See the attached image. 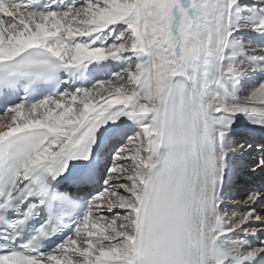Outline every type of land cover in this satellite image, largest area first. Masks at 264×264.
Here are the masks:
<instances>
[{"label":"bare ground","instance_id":"bare-ground-1","mask_svg":"<svg viewBox=\"0 0 264 264\" xmlns=\"http://www.w3.org/2000/svg\"><path fill=\"white\" fill-rule=\"evenodd\" d=\"M34 1L18 0L16 3H9V6L8 3H0V19L4 20L7 31L2 39L4 47H0V56L12 57L32 46L49 49L55 57L75 64L70 78L71 87L57 97L42 100L28 107L14 106L12 110L1 115L0 140L8 135H14L31 128L49 131L48 140L28 163L30 167L32 163L47 161L58 155L66 142L85 126L92 115L123 105L125 112L122 120L100 139L96 147L103 144L101 151L102 153L106 151L111 141L118 140V135L127 129V120L134 113L138 122L149 117L150 120H148L151 124L148 129L150 135L155 139L152 156L154 159L152 162L155 165L159 161L158 148L168 139V130L173 124L171 105L175 94L178 91L184 93L187 88H190L192 118L193 121H196V131L200 139L204 166V264H220V262L235 264L231 261L224 262L223 258L212 253L209 247L216 233H221V229L215 226V221H217V214L213 212L216 206L214 205L216 203L215 193L218 190L219 181V188L222 185L223 178H220V174L223 176L229 170L228 166L224 167L222 173L220 170L222 158L215 126L216 123L222 126L226 122L238 123L239 121L232 117V119L229 117L222 119L223 116L211 117L210 111L216 110L214 106L217 105L222 109L233 111L239 109L236 106L227 108L229 106L226 104L231 99L225 100L226 97L225 99L222 97L224 96L222 94L226 92L223 93L225 87L222 88L223 85H219L220 83H214L218 67L217 58L223 48L222 59L225 67L221 70V75L226 83H232L235 73L244 70L246 62L252 63L255 70L264 67V60L256 61V57L259 55H256L255 59L251 56L256 53L254 49L258 45V40L264 37V0H191V2L190 0H61V4L63 2L64 4L60 8L62 6L64 8L52 11H48V9L34 11L31 5ZM55 1L52 0V2ZM79 4L81 6L76 11L66 12L71 11L75 5ZM11 5L15 7L12 9ZM49 5L47 4L46 8ZM237 5L242 7L253 5L255 13L246 22L238 20L232 15L235 14ZM15 8L21 11L17 12ZM224 10L225 14H229L228 21L225 20ZM24 13L27 16L43 13L45 14L44 22L36 27L26 21ZM172 13L175 20L179 21L177 31L169 21ZM72 16L74 20L71 18ZM89 16L97 24L94 34L97 35L100 32L102 35L95 44L87 42L88 39L87 41H78L77 38L71 40L72 37L61 41L59 36L53 32L57 26L62 25L67 17L77 26L80 21L90 19ZM46 23L50 25L47 27ZM246 32L252 33V39L245 37ZM137 33L138 36H135ZM115 34H119V38L128 36L127 40L121 45V50L113 49L106 54L101 44L105 41L108 43L115 37ZM88 35L93 36L91 32ZM243 35L244 39H235ZM176 44L177 51L174 50ZM230 54H233L234 58ZM127 61L131 66L129 82L112 80L108 87L100 85L94 91L79 95L76 100L78 104L74 102L72 96L63 99V96L69 91H73L74 96L78 94V91L86 89L88 72H92L95 76L101 73L99 78L102 79L104 72L112 65L118 64V67H121V64ZM217 95L219 97L221 95L222 98ZM256 95L258 96L256 101H253V104L256 105L252 109L253 115L244 116L248 121V126L245 129L248 134L254 133L263 138L260 144L256 145L257 147L253 146V148L261 150L264 148V110H262L264 109V89L254 93L252 99ZM100 158L99 154L97 175L103 172L101 170L104 166V156L102 160ZM252 158L256 157L252 156ZM152 170L156 169L150 168L151 172ZM151 172H148L150 177L145 180L142 194L138 200L139 208L133 213L136 220L133 231L135 237L130 239L127 244L131 256L128 262L117 261L115 264H139L140 250L144 243L145 208L153 191L154 180L158 175L157 170L152 174ZM91 205H94V202ZM91 213L92 209L86 214L74 235L67 241L66 246H61L55 252L43 256L38 260V264H87V258L76 257L78 240L75 242V239L84 221ZM262 217L264 218V214ZM104 241L105 239L97 242L99 248L95 251L98 255L93 253L94 258H99L98 264H107L106 261H103L101 252L102 247L111 244L109 241L107 245H102ZM70 242H74V246L69 247ZM63 248L67 249L66 253L63 252ZM254 249L261 251L259 248ZM72 250L74 254L71 256L67 252ZM82 250L89 252L86 246ZM253 251L244 250L238 253L250 254ZM111 264L114 263L111 262Z\"/></svg>","mask_w":264,"mask_h":264},{"label":"rangeland","instance_id":"rangeland-1","mask_svg":"<svg viewBox=\"0 0 264 264\" xmlns=\"http://www.w3.org/2000/svg\"><path fill=\"white\" fill-rule=\"evenodd\" d=\"M80 6L81 4L75 5L71 11L68 10L66 12L76 11ZM252 6L242 7L241 5H237L235 14H232L234 15L233 17L246 22L255 13ZM11 7L13 9L15 6L11 5ZM15 10L17 12L21 11L16 8ZM225 12L224 10V14ZM44 15L43 13L32 16L25 15L24 18L26 17L27 22H31L32 25L34 24L38 27V24L44 22ZM225 16V20L228 21L229 14H225ZM89 17L90 19L84 20L85 22L83 20L80 21L77 26L72 23V20L69 21L67 17L62 25L57 26L53 32L59 36L61 41H64L68 37H72L71 40H76L77 38L78 41H87L85 35L88 36V33L94 31L97 25L91 16ZM71 18L74 20L73 16ZM4 23V20L0 19V25H3L0 27V47H4L2 39L7 34ZM49 25V23L45 24L47 27ZM3 32L4 35L2 36ZM244 35L246 38L252 39V33L248 34L246 32ZM244 35L235 39H244ZM119 36V34H115V37L108 43L105 41L101 44L106 54L110 53L113 49H116V51L122 49L121 45L127 40L128 36L120 38ZM135 36H138V33ZM257 44L255 49L253 48L256 53L251 56L255 59V56L259 55L256 57V61H262L264 60V37L263 39L261 37ZM223 51L224 48L220 51L219 59L217 58L218 67L216 68L214 83H220L219 85H223L221 86L222 88L225 87L223 93L226 92L222 94L224 95L222 97L224 99L226 97L225 100L231 99L226 104V106H229L227 108L236 106L239 109L233 111L231 109H222L217 105L214 106L216 110H212L210 113L211 117L219 118L223 116L222 119L229 117L239 122H226L222 126L216 123L217 125L215 126V133L219 139L220 157L222 158L220 170L222 173L225 166H228L229 170L224 174L225 177L220 174V178H223L222 185L219 188V181L218 190L215 193L216 203L214 205L216 206L213 212L217 214V219L222 223L220 234L226 247L233 251L235 250L237 253L244 250L258 251L254 248H259V250L264 248V218L262 217L264 214V182L260 181L263 176L261 174H264V171H261L260 154L262 151L259 148H253V146H258L263 138L259 135L255 136L254 133L248 134L247 129H245L248 126V121L245 120V117L254 113L252 109L256 105L253 104V101L255 102L258 96L256 95L252 99L254 93L264 89V67L255 70L252 63L246 62L244 70L235 73L232 83H226L221 75V70L225 67L222 59ZM230 56L234 58L233 54H230ZM130 69V62L128 61L121 64V67H118V64L112 65L109 72L105 71L102 79L99 78L100 73L97 79H92L89 84H86L85 90L78 91V94L74 96V92L69 91L68 94L63 96V99L72 96L74 102H76L79 95L94 91L100 85L108 87L112 80L115 82H118V80L120 82H129ZM131 113L133 114L132 111ZM134 114L128 118V126L127 129H125L126 127L124 128V133L118 135V140L111 141L112 143L106 149L107 151L104 152V166L103 170H101L103 172H101L97 180V187L95 188L98 189L97 193L100 195L95 198L94 205H92V213L84 221L75 239V242L78 240L76 257L87 258L88 263L90 262L89 264L99 263L97 261L99 258L96 259L93 256L98 255L95 251L99 248L97 242L104 239L105 241L102 245H107L109 241L111 244L102 247V258H104L103 261H106L107 264H111V262L115 264L117 261L128 262L131 256L127 244L130 239L135 237L133 231L135 230L136 220L133 213L139 208L137 203L142 194L145 180L150 177V173L148 172H151L150 168L154 169V162H152L154 159L152 156L154 154L155 141L148 129L151 124L149 117L138 122ZM251 135H254V137ZM252 156L256 158H252ZM155 171L152 170V172ZM70 246H74V242H70ZM85 246L88 247L89 252L82 250ZM66 250H63V252L66 253ZM67 253L72 256L74 251L72 250ZM111 255L112 257L110 258Z\"/></svg>","mask_w":264,"mask_h":264}]
</instances>
